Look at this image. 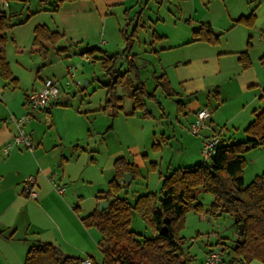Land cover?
<instances>
[{
	"label": "rangeland",
	"instance_id": "obj_1",
	"mask_svg": "<svg viewBox=\"0 0 264 264\" xmlns=\"http://www.w3.org/2000/svg\"><path fill=\"white\" fill-rule=\"evenodd\" d=\"M105 1L119 0L97 2L102 4ZM55 4L56 0H10L9 5L4 8L11 15L12 22L26 17L32 10L54 7ZM123 5L127 8H115L110 12V20L115 29L120 26L126 34L131 33L134 27L138 29V38L133 44L132 53L140 66V79L146 89L155 95L154 98H145L149 116H141L142 112L138 110L136 117H125L123 112L131 109L132 102L126 94V89L119 87L118 94L122 95L124 100L123 111L118 119L112 122L114 128L107 135L105 145L102 137L111 122L106 117L102 119L101 114H90L92 108L102 104L105 92L103 83L107 77L103 75L100 60L97 56L93 58L86 55L87 59L82 56L81 52L88 47L87 44L72 46L60 42L59 46L64 51L60 54L53 50V65L45 67L41 72L42 76H51L54 72V80L60 91L59 98L57 104H49L37 117V134H41L45 142L55 138L59 142L55 146L56 150L59 156L69 161L65 168L73 180L80 177L91 184L111 177L112 171L103 167L102 162L111 163L114 159L112 153L124 150L129 143L140 145L143 153L159 151V154H150L147 161L140 162L139 175L118 193V196L127 197L133 202L140 194L149 191L159 193L158 172L156 167H152V163L159 162L161 154L164 157L159 168L164 173L178 166L192 167L203 161L209 163V159L205 160L201 154L203 140L200 148V138L208 130L207 123L210 118L205 121L206 128L198 134L190 131L192 111L189 106H195L196 102L198 107H205L210 111L214 123V130L203 138L221 133L223 137L233 135L229 141L236 142L247 137L243 129L252 110H258L264 104V100L258 98L261 88H264V64L260 63V58L264 57V0H126ZM130 6L135 8H129ZM124 9H127L125 13ZM253 9L256 21L252 27L242 23L234 24L235 18L247 15ZM42 14L45 13L33 17L32 21ZM200 22H209L221 32L216 45H200L196 42L176 45L187 41L192 30ZM155 30L166 37L155 40L152 37ZM102 38L107 44L99 47L100 55L120 52L125 46L123 38L119 44L110 43L107 36ZM247 40L251 43L252 66L241 71L236 51L243 50ZM28 52L29 49L26 48V62ZM11 59L14 63L13 58ZM121 63L125 67V62ZM41 65L42 61L38 63L37 68H43ZM162 73L168 81L166 90L156 86L155 77ZM30 75L23 74L20 76L21 81H28L32 78ZM256 75L260 77V84L248 87L251 82L255 83ZM202 83L204 86H201ZM213 87L221 88L217 98L214 90L209 92V88ZM170 90L176 92L169 94ZM181 104L184 110L181 109ZM55 107L60 109L51 111ZM29 113L30 116L33 115L32 112ZM36 113L37 111L34 112ZM52 122L55 124L51 129ZM87 130L92 132L91 136L87 135ZM122 139L126 143L124 146L119 145ZM158 143L161 150H154L153 145ZM92 155L102 161L101 165L90 162ZM243 156L246 160L243 168L244 184H248L255 175L264 171V146L249 149ZM86 159L88 162L83 165ZM58 162L59 160L52 165L55 172L62 171V167L57 166ZM80 178L77 181L78 186L82 182ZM51 179V175L46 177L48 183L53 185ZM67 185L71 189V181H68ZM212 199L210 192L199 190L197 200L202 205L201 211H187L182 222L176 225V232L180 237L179 245L188 264H201L209 247H216L226 264H262L256 259L248 263L233 260L235 253L231 247L235 246L238 240L234 219L228 214L212 216L209 213ZM93 203L95 204V200L93 202L90 199L82 202L81 212L86 213ZM131 229L140 236H150L154 233L137 212L133 214ZM95 255L97 263L100 264V250H97Z\"/></svg>",
	"mask_w": 264,
	"mask_h": 264
},
{
	"label": "trees",
	"instance_id": "obj_2",
	"mask_svg": "<svg viewBox=\"0 0 264 264\" xmlns=\"http://www.w3.org/2000/svg\"><path fill=\"white\" fill-rule=\"evenodd\" d=\"M66 1L74 0H56V7ZM235 21L253 26L255 14L241 15ZM11 26L10 17L0 11V78L16 84L5 51L6 31ZM121 33L124 48L120 52L97 58L103 75L107 77L103 83L105 96L101 110L111 118L123 111V96L118 94V88L122 87L133 104L128 114L123 113L133 115L136 110H140L144 117H148L144 101L155 95L146 89L140 79V66L132 53L138 29L134 27L128 34L121 29ZM218 36L209 24L200 23L193 30V40L216 43ZM62 37L59 31L51 30L45 24H37L33 30L32 48L46 52V44L56 45ZM96 51L98 49L90 48L81 54L94 58ZM238 60L243 68L250 64L246 51L239 53ZM121 61L125 62L124 69L120 65ZM155 79L157 87L168 89L164 73ZM172 93L170 90L169 94ZM259 98L264 100V93ZM243 130L247 137L236 142H230L220 133L213 153L205 158L209 159V163L203 161L192 167L178 166L172 169L161 176L159 193L140 194L133 202L127 197L118 196V193L125 186L123 174L129 173L135 178L140 173L139 168L132 162L117 158L113 163L114 174L108 182V189L97 196L99 202L106 200L107 207L99 210L98 202L90 213L81 218L86 227L95 228L102 236L104 245L100 247V264H188L179 245L176 225L182 222L187 211H201L202 205L197 200L199 190L212 194L209 208L212 216L228 214L234 219L238 240L231 247L235 253L233 260L248 263L256 259L264 264V171L255 175L248 184H244L243 174L246 162L243 154L249 149L264 146V108L254 114ZM153 148L157 150L158 144H154ZM152 167H156L155 163H152ZM134 212L152 228V235L140 236L131 229ZM239 224L243 225L242 233ZM220 245L225 247L223 243ZM89 260L90 264H98L93 258ZM82 261L81 257L65 254L54 243L43 242L28 248L23 264H82Z\"/></svg>",
	"mask_w": 264,
	"mask_h": 264
},
{
	"label": "crops",
	"instance_id": "obj_3",
	"mask_svg": "<svg viewBox=\"0 0 264 264\" xmlns=\"http://www.w3.org/2000/svg\"><path fill=\"white\" fill-rule=\"evenodd\" d=\"M97 1L98 0H74L63 2L58 7H56V4L54 7H40L34 11H30L26 17L19 18L12 22L11 15L8 14L4 8V6L9 5L10 0H5V3H3L2 6L0 4V11H3L8 16L10 15V22L12 23V26L6 31L7 41L5 51L12 76L16 78V84L0 78V264H23L28 248L31 245L43 242L56 244L65 254L78 256L82 259L93 258L97 262L95 254L97 250H100V247L104 245L101 240L102 236L95 228L86 227L82 223L81 218L94 209L99 202L97 196L108 189V182L114 174L113 163L117 158H123L127 162H132L139 168L140 162L147 161L150 154H159V151L153 150L143 153L140 149V145L136 143H129L126 145L124 139H122L119 145L124 146L125 144L126 146L124 150L120 149L114 151L112 153L114 159L111 163H109L110 161H101L103 167H106L108 171H112L111 177H107L101 182L91 184L80 177L73 180V177H71L72 175L66 171L65 165L68 164L69 161L63 156H59L55 147L59 142L56 141L54 136L53 140L49 141L47 139V142H45L40 136L41 134H37V128L39 126L37 117H39V115H41V113L48 107L38 110L36 114H34V111L32 112L33 115L30 116V110L26 103V95L28 92L38 89L45 78L56 79L54 72L51 73V76H42L41 72L46 69L45 67L53 65V62L51 61L53 58V50L60 54L64 51L63 48L59 46V43L64 42L72 46L87 44L88 47L82 52L90 48H96L98 51H96L93 56L94 58L96 56V58H98L102 56L100 55L101 53H98L100 52L99 47L104 43L107 44V41H104L102 37L107 36V40L110 43L112 42L115 44H119L121 38H123L121 33V29L123 28L119 26L115 29V26L111 24L110 12L115 8H127V6L124 7L123 5L126 0H119L116 2L105 1L102 2V4ZM129 8L135 7L130 6ZM126 10L127 9H124L123 13H125ZM254 11L255 9L251 10L249 13H254ZM40 13L45 14H42V16L32 21V18L40 15ZM115 15L117 16V14ZM237 18L234 19V24H238L235 21ZM130 23L131 22H128V24ZM200 23L209 24L214 31L219 34V40L221 32L209 22ZM37 24H45L51 30H56L63 34L62 39L58 41L56 45L46 44V52H40L32 48L33 30ZM117 24L119 23L117 22ZM136 26H138V24ZM193 30L191 37H189L187 41H181L176 45H183L187 42H196L200 45L202 43L216 45L215 43H209L202 40H193ZM152 37L155 40H158L163 39V37L166 36L157 33L155 30L152 32ZM250 47V40H247L245 48L236 51L237 61L240 65L241 71L250 69L252 66ZM26 48L29 49V54L26 57L27 62L24 60ZM244 51L247 52L250 59V64L246 68H243L238 60L239 53ZM128 57H130V54ZM11 58H13L14 63ZM201 59L204 60V58ZM40 61H42L41 67L43 68H37ZM260 63L264 64V57L260 58ZM120 65L122 69L125 68L123 67V63H120ZM25 73H30V77L32 78L28 79V81L25 80V82H22L20 76ZM255 77V83L251 82L248 87L260 84V77L258 75ZM201 86H204V83H202ZM64 87L66 88V86ZM211 90H214L216 98L219 97L218 94L221 88H209V92ZM17 91H20L21 93ZM172 92L175 93L176 91L172 90ZM59 93L60 91L58 87L57 97L49 102L50 105L57 104ZM262 93H264V88H261L258 98ZM102 104L100 105L99 103L97 107L92 108L90 114L93 116H95V114H101L100 117L102 119L106 117L111 122V124L104 130L105 134L102 137L104 139V144L106 145V137L114 128L112 122L114 123L122 112H119L116 117L111 118L105 111L101 110ZM262 108H264V104H262L258 110H252L246 126L253 119L254 114L258 113ZM55 109L60 108L55 107L51 111H54ZM131 109L125 113L128 114ZM181 109L184 110L182 104ZM198 109H200V107H198L197 102L195 106H189V110L192 111L190 123L194 120L195 113ZM137 111L138 110H136L133 115H127L125 113H123V115L125 117H136ZM25 115H28L29 120L24 124V128L30 135L33 150L12 147L7 153H5L3 147L6 143L12 140L13 135L16 132L15 124L8 121V118L11 116L17 118ZM141 116H143L142 113ZM209 118V124L207 123L208 130L204 132L203 137L209 135L214 130V123L211 119V114ZM53 124L55 123L52 122L51 129L54 128ZM205 128L206 127H203L201 130ZM57 131L58 130L56 129V134L58 133ZM87 135L91 136L92 132L87 130ZM232 136L228 135L223 138L231 139ZM203 137L200 138V148ZM158 146V149L161 150L160 143H158ZM110 155L111 153L108 154V157H110ZM145 157L146 159H144ZM163 157L164 155L161 154L159 157L160 161L153 162L156 164L155 169L158 172L159 181L162 175H166L172 171V169H168L166 173H164V171L160 170L159 166ZM57 160H59L57 166L62 167L61 172H55L52 168L53 163ZM87 162L88 160L86 159V162L83 165H86ZM90 162L96 165H101L99 158L96 156L94 157L93 155L90 158ZM156 170L154 172H156ZM30 175L36 176V182L33 185V189L36 192V198L34 199L29 197L24 191L25 181ZM50 175L52 176L50 181H53V185H50L46 180V177ZM79 178L82 180L80 186L77 185ZM133 179L132 175L130 183ZM68 181H71V189L67 185ZM120 182H122V180ZM54 183L63 187V192L60 193L56 188H53ZM147 193L151 192L149 191ZM88 199L93 200V202L95 200V204L93 203L90 209L86 211V213H83L81 212V204ZM75 206L78 207L77 210L74 209ZM5 229H7V231ZM209 249L210 248H208L205 253ZM201 264H203V259Z\"/></svg>",
	"mask_w": 264,
	"mask_h": 264
},
{
	"label": "built area",
	"instance_id": "obj_4",
	"mask_svg": "<svg viewBox=\"0 0 264 264\" xmlns=\"http://www.w3.org/2000/svg\"><path fill=\"white\" fill-rule=\"evenodd\" d=\"M4 0H0L1 6ZM87 59L86 54H82ZM58 86L53 78H45L42 85L36 89L28 92L26 95V103L29 107L30 112L38 111L47 107L49 102L57 97ZM210 117V111L203 107L196 111L194 120L190 123V131L194 134H198L199 131L205 127L206 119ZM29 120L28 115L22 117H9L8 121L12 122L16 126V132L13 135L11 141L6 143L3 147V151L7 153L12 147L25 148L28 150H33V145L30 139V135L24 128V124ZM217 135L203 138V145L201 148V154L204 158H208L214 151V146L217 142ZM36 182V176L30 175L25 181L24 191L31 197L36 198V192L33 189V185ZM54 187L58 192H63L64 188L55 184ZM82 264H90L89 258H85ZM203 264H226L217 248H210L204 254Z\"/></svg>",
	"mask_w": 264,
	"mask_h": 264
},
{
	"label": "water",
	"instance_id": "obj_5",
	"mask_svg": "<svg viewBox=\"0 0 264 264\" xmlns=\"http://www.w3.org/2000/svg\"><path fill=\"white\" fill-rule=\"evenodd\" d=\"M86 83V82H85ZM85 83H83V84H85ZM132 179V175L131 174H129V173H124L123 174V182H124V184H125V186H128L129 185V183H130V180ZM107 207V202H106V200H101L100 202H99V204H98V209L99 210H103V209H105ZM238 228H239V231H240V233H242L243 232V225L242 224H239L238 225Z\"/></svg>",
	"mask_w": 264,
	"mask_h": 264
}]
</instances>
